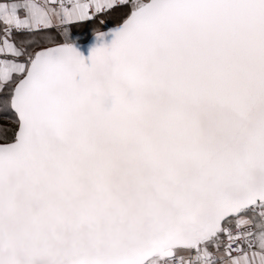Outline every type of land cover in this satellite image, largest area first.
Masks as SVG:
<instances>
[{
    "label": "snow or ice",
    "instance_id": "6c2138e0",
    "mask_svg": "<svg viewBox=\"0 0 264 264\" xmlns=\"http://www.w3.org/2000/svg\"><path fill=\"white\" fill-rule=\"evenodd\" d=\"M0 264H264V0H0Z\"/></svg>",
    "mask_w": 264,
    "mask_h": 264
},
{
    "label": "clouds",
    "instance_id": "9594fccd",
    "mask_svg": "<svg viewBox=\"0 0 264 264\" xmlns=\"http://www.w3.org/2000/svg\"><path fill=\"white\" fill-rule=\"evenodd\" d=\"M126 99L129 103L134 102V94L130 92L127 95ZM91 100L94 103L99 104L101 111H103V112L112 111V109L115 107V103H116L115 97H103V96H99V95H93L91 97Z\"/></svg>",
    "mask_w": 264,
    "mask_h": 264
},
{
    "label": "trees",
    "instance_id": "16d2710c",
    "mask_svg": "<svg viewBox=\"0 0 264 264\" xmlns=\"http://www.w3.org/2000/svg\"><path fill=\"white\" fill-rule=\"evenodd\" d=\"M119 15H120L119 12H117L116 14H114V17H113L112 20H111L110 26H111V24H114V23L116 22V18H117ZM95 27H98V23H97V24H87V23H85V24L83 25L82 31L85 32V33H87V34L89 35V37H90L91 31H92V29L95 28ZM77 31H80V30H77ZM22 39H26V38L22 37Z\"/></svg>",
    "mask_w": 264,
    "mask_h": 264
},
{
    "label": "water",
    "instance_id": "95a60500",
    "mask_svg": "<svg viewBox=\"0 0 264 264\" xmlns=\"http://www.w3.org/2000/svg\"><path fill=\"white\" fill-rule=\"evenodd\" d=\"M90 39H91V37H89V41H90ZM83 52H84V55H88V51H87V49L86 48H84V49H81Z\"/></svg>",
    "mask_w": 264,
    "mask_h": 264
},
{
    "label": "crops",
    "instance_id": "0c3cea01",
    "mask_svg": "<svg viewBox=\"0 0 264 264\" xmlns=\"http://www.w3.org/2000/svg\"><path fill=\"white\" fill-rule=\"evenodd\" d=\"M21 39H22V37H21Z\"/></svg>",
    "mask_w": 264,
    "mask_h": 264
}]
</instances>
